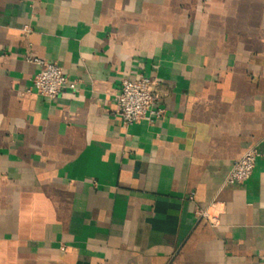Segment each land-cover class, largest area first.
<instances>
[{
	"label": "crops",
	"instance_id": "crops-1",
	"mask_svg": "<svg viewBox=\"0 0 264 264\" xmlns=\"http://www.w3.org/2000/svg\"><path fill=\"white\" fill-rule=\"evenodd\" d=\"M140 73L165 113L125 127ZM0 264H264V0H0Z\"/></svg>",
	"mask_w": 264,
	"mask_h": 264
},
{
	"label": "built area",
	"instance_id": "built-area-1",
	"mask_svg": "<svg viewBox=\"0 0 264 264\" xmlns=\"http://www.w3.org/2000/svg\"><path fill=\"white\" fill-rule=\"evenodd\" d=\"M27 60L38 66L32 77V88L44 97H56L64 87L76 89V81L68 79L63 68L54 61L29 55ZM157 81L151 76L140 73L136 78H124L121 88L116 94L115 116L121 118L125 127L135 122L146 120L152 123L161 117L165 110L161 106V96L156 89ZM31 88L28 89L30 91ZM258 150L251 147L236 159L225 179V184L243 183L253 174ZM198 214L211 220L213 225L218 223L216 216H209L207 210H198Z\"/></svg>",
	"mask_w": 264,
	"mask_h": 264
}]
</instances>
